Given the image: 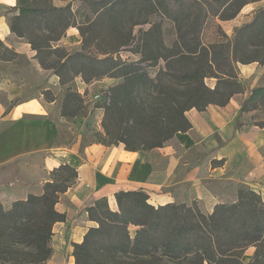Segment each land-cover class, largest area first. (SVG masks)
I'll list each match as a JSON object with an SVG mask.
<instances>
[{
	"label": "trees",
	"instance_id": "trees-1",
	"mask_svg": "<svg viewBox=\"0 0 264 264\" xmlns=\"http://www.w3.org/2000/svg\"><path fill=\"white\" fill-rule=\"evenodd\" d=\"M32 1L20 5V15L12 20L11 27L16 35L29 40L42 58L54 53L50 44L63 35L57 30L60 27L77 26L85 42L81 24L71 23L81 15L80 11L86 13L89 28L100 25L112 32L110 49L101 57L65 53L53 65L62 81L65 73L72 70L74 60L88 64L73 76L93 70L96 79L109 76L121 80L109 89L108 102L103 106L104 134L97 142L106 146L124 144L127 151L133 152L165 146L177 133L191 129L186 116L189 110L223 107L235 95L246 92L237 75L239 63L264 65V59L244 60L240 56L242 34L264 29V11L236 32L230 47H218L202 40L211 17V1L81 0L77 10H72L71 5L55 7L51 0L44 4ZM212 1L219 7L215 16L225 21L236 17L250 0ZM229 10L232 12L227 15ZM133 15H145L149 21L154 16L162 20L140 31L137 37L121 34L125 19ZM163 21L173 24L178 32L170 51ZM43 30L49 35L42 34ZM126 46H133L137 61L121 57ZM3 47L0 42L2 51ZM217 61L225 63L230 74L214 75L212 69ZM175 66L178 69L171 73ZM157 67L160 70L152 76L150 69ZM170 77L179 88L168 83ZM208 77L217 78L215 88L205 84ZM68 91L72 92L71 88ZM144 95L153 101L147 104ZM250 105L254 109L264 106V86L251 91L241 111H247ZM87 115L85 112L79 116ZM77 178L75 168L62 165L51 173L43 194L14 202L9 209L0 205V264H45L52 257L54 225L66 220L56 210V204ZM149 200L144 190L122 191L116 195V211L107 199L96 201L87 209L96 226L88 230L82 243L73 244L75 264H245L243 257L250 247H255V253L247 264H264V201L260 193L243 185L238 188L236 202L219 204L212 214L203 213L196 202L156 207Z\"/></svg>",
	"mask_w": 264,
	"mask_h": 264
},
{
	"label": "crops",
	"instance_id": "crops-1",
	"mask_svg": "<svg viewBox=\"0 0 264 264\" xmlns=\"http://www.w3.org/2000/svg\"><path fill=\"white\" fill-rule=\"evenodd\" d=\"M32 2L0 0V42L4 46L0 49V205L9 209L14 202L43 194L51 173L62 165L76 169V183L56 204L66 220L54 225L53 255L45 264H75L73 244L82 243L88 230L96 226L87 209L105 198L116 211V195L122 191L144 190L156 207L196 202L205 214H212L219 204L236 202L239 185L260 193L264 201V127L251 124L241 111L254 88L235 95L223 107L189 110L186 116L191 129L177 133L163 147L133 152L124 144L88 141L93 110L87 116H66L60 93L71 88L84 95L93 85L115 81L88 84L79 75L68 83L62 81L38 49L12 31L20 5ZM254 2L250 0L240 12ZM50 4L77 10L81 0H51ZM262 11L264 7L258 14ZM82 44L79 28L71 26L51 42L50 50L55 54L62 49L72 55ZM258 64H243V68L239 63L241 80L248 83L253 76H263L264 65Z\"/></svg>",
	"mask_w": 264,
	"mask_h": 264
},
{
	"label": "rangeland",
	"instance_id": "rangeland-1",
	"mask_svg": "<svg viewBox=\"0 0 264 264\" xmlns=\"http://www.w3.org/2000/svg\"><path fill=\"white\" fill-rule=\"evenodd\" d=\"M40 2L49 3L50 0H39ZM208 1L210 3L209 9L211 12V17L208 19L206 26L202 33V40L206 45H215V46H225L230 47L231 41L235 38L236 32L242 28L247 23L251 22L254 18H256L259 14L258 11L264 7V0H255L256 2L249 4L246 6L235 18L227 21H222L220 18H218L216 13L219 10V7L217 4L212 3V0H203ZM232 12V10H229L227 15H229ZM81 15L77 16V20L72 19V24H81L85 38V42L80 47V50L75 52L76 54L78 52L83 53L86 56L89 57H101V54L103 51L110 49L109 42L111 39H109V35H112V32H110V29H106V27L97 25L92 28H89L90 25H88V21L86 19V13L83 11H80ZM264 17V16H263ZM160 18H157L156 16L151 17L150 21L147 20V16L142 15H133L130 17H127L125 19L124 27L122 30H120L121 34H126L137 37L139 35L140 31H147L153 23L160 22ZM264 23V20L262 21ZM162 23V29L164 31L165 41L168 46L169 51L173 48L174 43L178 37V32L175 28H173V24H171L168 21H163ZM64 27H60L57 29L60 32H65ZM35 32L37 34L40 33L39 29H37V26H35ZM42 34L45 36L49 35L48 31L43 30ZM106 35V36H105ZM83 39V38H82ZM240 56L244 60H250V59H264V29L259 30V32L256 33H244L241 36V42H240ZM133 46H126L121 51V56L125 60L129 61H137L138 57L134 55L133 51L131 50ZM74 53V54H75ZM169 53V52H168ZM167 53V54H168ZM65 54V51L62 49H59L56 51L55 54L48 53L43 57V60L46 62V65L53 66L57 62L60 61L62 56ZM86 61L83 60H74L70 67L72 68L71 71L68 73H65V82H69V79L73 76V73H76L82 69V66L88 64ZM250 65V64H249ZM259 65V64H258ZM87 66V65H86ZM241 66L244 68L243 64L241 63ZM161 67H164V62L161 63ZM178 67L175 66L170 71L171 73L174 72V70H177ZM160 70L159 67L157 68H151L150 72L152 76L156 75V72ZM214 72V75L218 76H224L225 74H230V70L225 66V63L221 61H217V64L214 65V68L212 69V73ZM83 78L85 82L88 84L95 83V82H103L104 80L108 81L110 79L114 80V83L110 84H97L93 85L91 88L86 89L84 92V95L77 93L74 89L72 92H69L68 89H63V91L60 93L62 101H60V104L62 103L63 112L67 113H73L77 112L79 115L84 114L87 112V114L90 113V111L93 110V116H89V126H88V141H100V134H104L103 129V122L105 118V110L104 105L107 104L109 99V89L121 82L119 79L111 78L109 76H104L103 78L96 79L94 76L93 70H88L85 75H80ZM239 79L240 73L237 74ZM168 83L170 85H173L177 88H179L178 84L173 81V79L170 77L168 79ZM242 81V80H241ZM245 84L246 91L250 88H258L264 86V75H256L251 78H249V82L246 83L242 81ZM205 84L209 88H215L217 84V78L215 77H208L205 79ZM67 88H69V84L67 85ZM182 89V87H180ZM228 92V91H226ZM71 94V97L69 95ZM244 94V93H243ZM239 95V94H237ZM47 98H50L49 95H47ZM218 98V97H217ZM144 99L147 102V104H150L153 100L152 98L148 97L147 95H144ZM245 118L247 121L251 122L253 125H260L264 124V106L255 108L254 105H250L248 110L245 111ZM111 130L113 129V126L111 125ZM106 140H110L107 138ZM243 185H239L238 188H240ZM245 186V185H244ZM248 187V186H246ZM250 188V187H248ZM251 189V188H250ZM255 253V247H250L246 250L243 262L247 264L253 257Z\"/></svg>",
	"mask_w": 264,
	"mask_h": 264
}]
</instances>
